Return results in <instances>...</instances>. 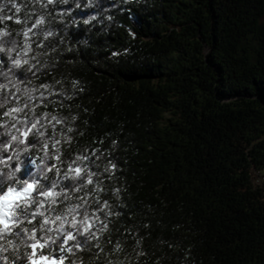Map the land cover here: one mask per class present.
Returning <instances> with one entry per match:
<instances>
[{
    "label": "trees",
    "instance_id": "1",
    "mask_svg": "<svg viewBox=\"0 0 264 264\" xmlns=\"http://www.w3.org/2000/svg\"><path fill=\"white\" fill-rule=\"evenodd\" d=\"M87 2L48 5L50 39L76 50L37 76L65 82L73 99L57 85L49 99L65 107L49 111L77 116L73 143L84 152H69L102 174L95 236L87 250L73 247L84 239L75 232L62 237L71 251L53 246L50 258L41 241L34 258L264 264V0ZM18 15L9 12V28ZM9 154L0 168L17 166Z\"/></svg>",
    "mask_w": 264,
    "mask_h": 264
},
{
    "label": "clouds",
    "instance_id": "2",
    "mask_svg": "<svg viewBox=\"0 0 264 264\" xmlns=\"http://www.w3.org/2000/svg\"><path fill=\"white\" fill-rule=\"evenodd\" d=\"M70 2L72 0H56L58 4ZM97 2L88 0L85 7ZM52 3L49 0L44 3L41 0H0V22L4 23L0 28V58H6L0 64V160L11 149L9 158L17 165L15 169L7 164L0 168V197L9 189L22 193L20 197L12 195L0 199V220L10 213L13 221L11 227L0 226L3 264H14L13 258L16 264H28L34 259L30 251L32 245H39L41 241L48 248L49 258L53 246L67 254L71 249L63 246L65 241L61 238L73 232L84 237L83 241L77 239L73 247L83 244L87 250L95 236L90 231L86 235L84 229L91 218L90 209L99 203L102 174L90 170V165L85 163L86 156L73 157L69 152L70 148L84 152L73 143L77 116L49 111L65 107L49 99L56 95L57 85L65 100L73 99L66 91L65 82L55 77L52 83L38 82V73L43 75L57 67L58 54L76 50L58 48L50 39L54 32L47 7ZM80 6V0H76V7ZM9 12L17 22L18 14L23 13L19 27L9 28L6 23ZM64 34L67 36L66 31ZM44 41L48 42L47 46ZM78 87L73 81L72 88ZM95 167L99 169L102 165ZM77 168L79 173L75 171ZM104 171L108 172L109 166H105ZM100 231L103 233L104 229ZM40 256L45 254L42 252ZM72 256V264H79L77 254L73 252Z\"/></svg>",
    "mask_w": 264,
    "mask_h": 264
},
{
    "label": "snow or ice",
    "instance_id": "3",
    "mask_svg": "<svg viewBox=\"0 0 264 264\" xmlns=\"http://www.w3.org/2000/svg\"><path fill=\"white\" fill-rule=\"evenodd\" d=\"M52 2H53V0H49V3H52ZM109 18L111 19V17H109ZM94 19H95V17H92L91 19H86L84 21V23L85 24H89ZM85 159H87V158H85ZM115 167H116V165H112V168H115ZM75 171L79 173L80 172V169L77 168V169H75ZM90 183H91V181H90ZM12 195H16L17 197H20L22 195V193L19 190L9 189L8 190V193H6L4 197H0V199H6L7 197L12 196ZM10 217H11V214L9 213V215H8V217L6 219L0 220V226H3V227H11L13 225V221L11 220ZM91 227H92L91 223L88 222L87 227L84 229V232L85 233H88ZM65 238H66V240H73L74 239V236L72 234V235H69V236H67ZM38 246L39 247H43L42 244H39V245L33 244L32 245V248L33 249H36ZM35 255H36V253L34 251L33 252V257H35ZM30 262H31V264H41V262H45V264H56V261L55 260L49 261V258L46 257V256H40L39 260H37V259L34 258ZM59 264H64V261L63 260H60L59 261Z\"/></svg>",
    "mask_w": 264,
    "mask_h": 264
},
{
    "label": "rangeland",
    "instance_id": "4",
    "mask_svg": "<svg viewBox=\"0 0 264 264\" xmlns=\"http://www.w3.org/2000/svg\"><path fill=\"white\" fill-rule=\"evenodd\" d=\"M258 178V177H257ZM261 178L259 177L258 179H256V181L260 180Z\"/></svg>",
    "mask_w": 264,
    "mask_h": 264
}]
</instances>
